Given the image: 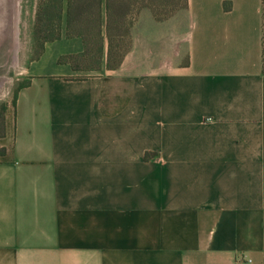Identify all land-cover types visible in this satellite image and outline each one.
<instances>
[{
	"label": "crops",
	"instance_id": "0c3cea01",
	"mask_svg": "<svg viewBox=\"0 0 264 264\" xmlns=\"http://www.w3.org/2000/svg\"><path fill=\"white\" fill-rule=\"evenodd\" d=\"M65 25L0 74V264H264L261 0L144 8L113 69Z\"/></svg>",
	"mask_w": 264,
	"mask_h": 264
},
{
	"label": "trees",
	"instance_id": "16d2710c",
	"mask_svg": "<svg viewBox=\"0 0 264 264\" xmlns=\"http://www.w3.org/2000/svg\"><path fill=\"white\" fill-rule=\"evenodd\" d=\"M38 0L33 26L34 59L40 57L46 42L62 37L66 17L67 38H81L84 50L80 54L63 55L59 63H69L75 70H97L106 52L107 68H117L131 48V29L136 15L144 8L155 19H168L188 5V0ZM262 73L264 74V0H261ZM21 83L14 92L27 86ZM4 121V106L0 108V124ZM2 153V149H0Z\"/></svg>",
	"mask_w": 264,
	"mask_h": 264
},
{
	"label": "rangeland",
	"instance_id": "374dc122",
	"mask_svg": "<svg viewBox=\"0 0 264 264\" xmlns=\"http://www.w3.org/2000/svg\"><path fill=\"white\" fill-rule=\"evenodd\" d=\"M177 0H173L172 2ZM7 2V1H6ZM12 4V5H11ZM38 0H10L13 15L19 11V49L17 52L18 62H14L13 39L7 44L0 45V74L6 72V80L9 82V94L5 100L12 105L14 92L21 83L26 80L22 75V64L24 59L33 58L35 52V39L33 26L35 21L34 11L37 8ZM14 5V6H13ZM16 6V7H15ZM19 7V8H18ZM16 9V10H15ZM13 18V17H12ZM17 23V25H18ZM2 103H5L4 100Z\"/></svg>",
	"mask_w": 264,
	"mask_h": 264
},
{
	"label": "flooded vegetation",
	"instance_id": "af4514ba",
	"mask_svg": "<svg viewBox=\"0 0 264 264\" xmlns=\"http://www.w3.org/2000/svg\"><path fill=\"white\" fill-rule=\"evenodd\" d=\"M7 5L8 4L5 2V0H0V37H2L4 33H6L7 25L11 23V5Z\"/></svg>",
	"mask_w": 264,
	"mask_h": 264
},
{
	"label": "bare ground",
	"instance_id": "6f19581e",
	"mask_svg": "<svg viewBox=\"0 0 264 264\" xmlns=\"http://www.w3.org/2000/svg\"><path fill=\"white\" fill-rule=\"evenodd\" d=\"M5 2L8 4L7 6H9L10 0H5ZM12 11H13V9H12ZM12 21H13V25H12L13 26V34H12L13 35V38H12L13 39V42H12L13 43V46H12L13 49H12V51L15 49V52H14V62L16 63V60H17V52H18V49H19V40H18V36H17L18 35V25H17V23L19 22V11L18 10L15 13V15H13Z\"/></svg>",
	"mask_w": 264,
	"mask_h": 264
},
{
	"label": "built area",
	"instance_id": "2783aa9c",
	"mask_svg": "<svg viewBox=\"0 0 264 264\" xmlns=\"http://www.w3.org/2000/svg\"><path fill=\"white\" fill-rule=\"evenodd\" d=\"M210 120V119H209Z\"/></svg>",
	"mask_w": 264,
	"mask_h": 264
}]
</instances>
